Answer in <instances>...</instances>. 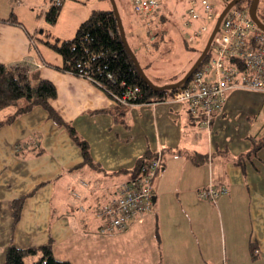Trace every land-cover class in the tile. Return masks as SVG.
<instances>
[{
	"label": "crops",
	"instance_id": "1",
	"mask_svg": "<svg viewBox=\"0 0 264 264\" xmlns=\"http://www.w3.org/2000/svg\"><path fill=\"white\" fill-rule=\"evenodd\" d=\"M41 3L0 0V18L12 11L19 21L0 20V63L26 64L53 83V108L85 138L100 168L76 167L79 148L41 106L0 125V264L9 243L47 242L55 257L71 264H264V144L235 163L253 140L264 139V93L230 90L207 126L190 121L185 106L170 98L133 104L125 127L104 111L115 102L101 88L46 64L58 65L61 57L51 61L39 47L50 36L37 32ZM14 110L2 111L0 121ZM147 149L163 155L152 210L120 233L98 234L94 209L128 178L118 171ZM209 185L226 191L214 199L199 195ZM22 195L12 229L11 203Z\"/></svg>",
	"mask_w": 264,
	"mask_h": 264
},
{
	"label": "trees",
	"instance_id": "2",
	"mask_svg": "<svg viewBox=\"0 0 264 264\" xmlns=\"http://www.w3.org/2000/svg\"><path fill=\"white\" fill-rule=\"evenodd\" d=\"M236 5L246 6L247 3H243V4L237 3ZM60 9H61V0L59 4H56L55 0H52L48 8L43 12L44 20L48 24L53 26L57 22ZM214 9L215 8H213V14L216 17L214 16L212 19L210 20L208 19V22L212 21L218 16L215 14ZM159 10L160 8L156 12L157 13L156 15L158 16L155 17L162 16V13H160ZM258 16L261 19V16L260 15ZM0 20H4L12 24H19V21L17 20L15 13L12 11L6 18H0ZM190 24L191 23H188L187 25ZM203 26L206 27L205 24ZM124 31L127 42L131 50L133 51L134 55L136 56L142 70L144 71L145 75L149 78V80H151L154 84L164 85V84L172 83L184 76L183 75L179 78L171 79L168 82H156V80L146 72L145 66L151 65V63L146 62V64H141V61L138 58L134 47L127 38V33L125 28ZM146 31L148 33L149 29L146 28ZM197 31L198 29L195 30L193 35L188 38L189 42L193 40L197 41L202 36L203 31L200 34L195 35ZM48 36L49 35H47V37ZM159 37L160 39H162L161 38L163 37L162 32ZM48 39L49 38L45 39L44 41L45 44L51 47L56 53L60 55L61 63L56 65L53 63L46 62V64L59 71L85 78L91 83L101 88L115 102L113 107H111L110 109H106L104 111L109 113L114 121L123 124L125 127L129 126L126 121V113H127V108L130 105L164 101L170 98L172 93L176 89L174 88V89L155 90L145 82V80L137 71L128 51L126 50L121 40L117 21L112 11V8L93 9L92 11H90L88 17L78 24L74 32V35L71 38H67V39L55 38L54 41H50ZM149 43L154 44V46L158 45L157 41L156 42L150 41ZM202 49L198 52V56L201 53ZM210 55H211V47H209L206 56L203 58L200 64L195 68V70L198 67H200L205 61H207ZM236 64L239 69H243V70L247 69V66L242 64L240 61H237ZM192 73L189 76V78L186 81H184L182 84L187 83L190 80ZM135 86L139 87L140 90L136 92L134 97H132L129 100V103L126 104L121 102V100L119 99L120 96L127 90L133 89ZM55 96H56V89L53 83L47 79L41 78L37 71H33L32 73H30V69L28 65L21 63H15V64L0 63V110L10 106L15 108L13 114H9L5 120L0 121V125H3L5 123H10L16 115L25 113L35 106H41L43 109L46 110L48 118L51 119L56 125L63 127V129L67 132L69 138L79 148L82 161L76 167L87 165L89 167H96L99 169L100 168L99 165L95 161H93L90 155L89 145L85 140V138H83L76 131V129L72 126L71 123L62 119L61 116L53 108L52 101L54 100ZM186 111L190 121L200 124V121L196 117H194L191 113H189L187 109ZM201 124H205V123H201ZM263 144H264V139H261L259 141L253 140V146L251 150L245 154H241L237 156L235 158V163L238 165H242L243 159L245 157H248L250 154L251 155L255 154V152ZM20 145H21L20 143L15 144V152L17 155H20L19 153V151L21 150ZM42 152H43V148L39 149L36 152V154H41ZM156 153L157 151L152 152L147 149L141 156H139L136 159L134 165L131 168L121 169L120 171H118V172L128 173V178L124 181H129V180L132 181L141 178L142 176L141 173L143 171V168H145L148 165L149 161L153 159ZM160 153H161V167L163 168L162 151H160ZM162 168H160L156 172L155 177L161 171ZM115 172L117 173V171ZM153 179L154 177L151 179V185L153 183ZM121 183L115 186L113 196L107 202L98 205L94 209V215L96 219H98L99 221L97 225L98 234L108 235V234L120 233L126 230L128 225L132 221H134L139 216L148 213L153 208L154 202L152 200L151 208L131 219L126 224L125 229L122 230L114 229L113 231L110 232L109 231L100 232L98 230V227L101 224V220L96 216L95 210L98 207L110 203L117 196V188ZM152 192H153V187H152ZM25 196L26 195H22L18 198H15L11 203V210L13 217V221L11 225L12 229L14 228L15 224L19 219L21 206L23 204V200ZM3 264H71V263L68 260L59 259L55 257L52 252L51 243L47 242L45 244L35 247H19L14 245L13 243H9L4 252Z\"/></svg>",
	"mask_w": 264,
	"mask_h": 264
},
{
	"label": "built area",
	"instance_id": "3",
	"mask_svg": "<svg viewBox=\"0 0 264 264\" xmlns=\"http://www.w3.org/2000/svg\"><path fill=\"white\" fill-rule=\"evenodd\" d=\"M137 14L148 15L159 9V0H130ZM225 4L229 0H224ZM56 4L60 0H55ZM185 23H191L205 12L207 20L212 19L214 5L209 0H189ZM237 4V3H236ZM231 6L221 19L210 47L211 55L198 67L187 83L179 85L170 99L183 104L201 123L209 125L212 117L223 110L227 93L231 89H246L264 93V31L249 15V5ZM202 26L195 35L205 30ZM240 61L247 69H239ZM140 90L134 87L120 96L123 103H129ZM161 167V153L157 151L148 165L143 168L139 179L122 182L117 196L95 212L101 220L100 232L125 229L135 216L151 208L153 192L151 179ZM224 186L211 185L199 190V195L214 199L225 192Z\"/></svg>",
	"mask_w": 264,
	"mask_h": 264
},
{
	"label": "rangeland",
	"instance_id": "4",
	"mask_svg": "<svg viewBox=\"0 0 264 264\" xmlns=\"http://www.w3.org/2000/svg\"><path fill=\"white\" fill-rule=\"evenodd\" d=\"M51 1L44 0V4L41 3L42 5L37 10L43 23L38 27L37 32L44 29L43 34L46 36V32L49 31V39H52L51 41H54L55 38H71L78 23L86 19L93 9L111 8L110 0H62L59 17L52 26L44 20V16L41 13L46 4L49 5ZM114 1L129 42L134 47L141 64L151 63V65L145 66L146 72L156 82H168L186 73L197 58L198 52L204 47L216 20L215 18L208 22L205 12H202L198 18L192 20L190 25H187L185 16L190 6L189 0H160L159 12L162 13V16L159 17H155L158 16L156 15L157 11L148 15L135 13L130 0ZM209 1L214 5V12L218 15L224 7L225 1ZM246 2L247 0H241L239 3L243 4ZM257 12L260 14L261 19L264 20V0H259ZM204 24L206 25V30L202 32V36L197 41L189 42L188 38ZM146 28L149 29L148 33ZM161 32L163 33L162 39L159 37ZM150 41H157L158 45L154 46V44L149 43ZM39 47L45 50L46 58L51 61L59 60V54L51 47L42 43H39ZM9 110L10 107L0 110V117L2 116V111ZM257 124H260V122H257L255 126H258ZM119 240L121 241V239ZM138 251L136 249L134 253H138Z\"/></svg>",
	"mask_w": 264,
	"mask_h": 264
},
{
	"label": "water",
	"instance_id": "5",
	"mask_svg": "<svg viewBox=\"0 0 264 264\" xmlns=\"http://www.w3.org/2000/svg\"><path fill=\"white\" fill-rule=\"evenodd\" d=\"M241 0H229L223 7V9L220 11V13L218 14L216 20H215V23H214V26L207 38V41L201 51V53L199 54V56L197 57V59L193 62V64L191 65V67L187 70V72L184 74V76L180 79H178L177 81L175 82H172V83H168V84H164V85H156L154 84L151 80H149V78L145 75L144 71L142 70L136 56L134 55L133 51L131 50L128 42H127V39H126V36H125V31H124V28H123V24H122V21H121V18H120V15H119V12H118V9H117V6L115 4V1L114 0H110L111 2V8H112V11L114 13V16L116 18V21H117V25H118V29H119V34H120V37H121V40L126 48V50L128 51L137 71L139 72V74L142 76V78L145 80V82L151 86L153 89L155 90H162V89H174V88H177L179 85H181L184 81H186L189 76L191 75V73L195 70V68L200 64V62L203 60V58L206 56L208 50H209V47H210V44H211V41H212V38L214 36V34L216 33V31L218 30L219 28V25H220V22H221V19L222 17L224 16V14L226 13V11L233 5H235L236 3H239ZM258 2L259 0H251L250 2V5H249V15L251 17V19L255 22V24L261 29L264 31V21H262L258 14H257V5H258ZM153 200H154V197H153Z\"/></svg>",
	"mask_w": 264,
	"mask_h": 264
},
{
	"label": "flooded vegetation",
	"instance_id": "6",
	"mask_svg": "<svg viewBox=\"0 0 264 264\" xmlns=\"http://www.w3.org/2000/svg\"><path fill=\"white\" fill-rule=\"evenodd\" d=\"M250 2H251V0H247L246 3H247L248 5H250ZM257 14L260 15L258 12H257Z\"/></svg>",
	"mask_w": 264,
	"mask_h": 264
}]
</instances>
